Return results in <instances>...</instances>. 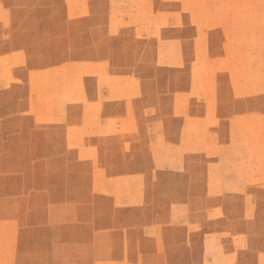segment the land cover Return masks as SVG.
<instances>
[{
  "label": "rangeland",
  "instance_id": "1",
  "mask_svg": "<svg viewBox=\"0 0 264 264\" xmlns=\"http://www.w3.org/2000/svg\"><path fill=\"white\" fill-rule=\"evenodd\" d=\"M0 264H264V0H0Z\"/></svg>",
  "mask_w": 264,
  "mask_h": 264
}]
</instances>
